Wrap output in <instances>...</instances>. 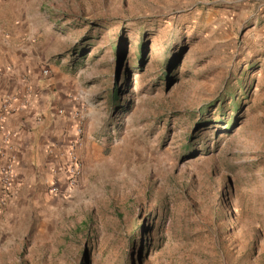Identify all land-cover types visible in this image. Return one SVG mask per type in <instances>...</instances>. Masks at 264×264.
I'll use <instances>...</instances> for the list:
<instances>
[{"label":"rangeland","instance_id":"374dc122","mask_svg":"<svg viewBox=\"0 0 264 264\" xmlns=\"http://www.w3.org/2000/svg\"><path fill=\"white\" fill-rule=\"evenodd\" d=\"M6 35L79 102L83 177L0 201V264H264V0H0Z\"/></svg>","mask_w":264,"mask_h":264},{"label":"crops","instance_id":"0c3cea01","mask_svg":"<svg viewBox=\"0 0 264 264\" xmlns=\"http://www.w3.org/2000/svg\"><path fill=\"white\" fill-rule=\"evenodd\" d=\"M6 37L0 40V60L10 63L0 67V103L9 99L10 112L0 121V166L12 163L7 199L18 206L30 198L47 199L68 152L74 149L80 155L83 115L71 95L65 97L30 75L26 48Z\"/></svg>","mask_w":264,"mask_h":264},{"label":"built area","instance_id":"2783aa9c","mask_svg":"<svg viewBox=\"0 0 264 264\" xmlns=\"http://www.w3.org/2000/svg\"><path fill=\"white\" fill-rule=\"evenodd\" d=\"M46 73L47 72L44 71V74ZM9 112L10 100L4 98L0 103V121ZM81 173V162L74 149H71V151L68 152L65 164L62 167L61 175L49 185L48 192L54 197L68 198L71 195L72 190L75 188L78 180L80 179ZM11 180L12 163L10 161H6L0 166L1 203H4L6 198L9 197Z\"/></svg>","mask_w":264,"mask_h":264},{"label":"trees","instance_id":"16d2710c","mask_svg":"<svg viewBox=\"0 0 264 264\" xmlns=\"http://www.w3.org/2000/svg\"><path fill=\"white\" fill-rule=\"evenodd\" d=\"M142 48H139V50H141ZM115 54H116V48H115ZM138 55H139V58H138V63H137V67H140V64H141V62H142V56L138 53ZM112 98H113V102H116L117 100H118V98H117V91L116 90H114L113 92H112ZM222 106H220L219 107V110L221 111V108Z\"/></svg>","mask_w":264,"mask_h":264}]
</instances>
